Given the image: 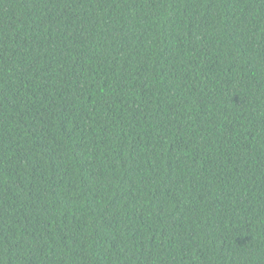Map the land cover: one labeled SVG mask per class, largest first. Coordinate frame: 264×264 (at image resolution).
<instances>
[{
  "label": "trees",
  "instance_id": "1",
  "mask_svg": "<svg viewBox=\"0 0 264 264\" xmlns=\"http://www.w3.org/2000/svg\"><path fill=\"white\" fill-rule=\"evenodd\" d=\"M0 264H264V0H0Z\"/></svg>",
  "mask_w": 264,
  "mask_h": 264
}]
</instances>
